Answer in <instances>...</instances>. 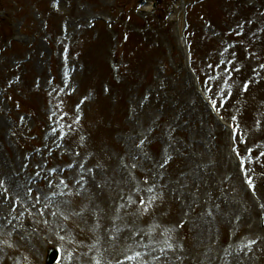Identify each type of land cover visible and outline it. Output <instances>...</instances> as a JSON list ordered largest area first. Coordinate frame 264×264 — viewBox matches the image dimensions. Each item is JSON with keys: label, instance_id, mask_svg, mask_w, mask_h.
Segmentation results:
<instances>
[{"label": "rangeland", "instance_id": "obj_1", "mask_svg": "<svg viewBox=\"0 0 264 264\" xmlns=\"http://www.w3.org/2000/svg\"><path fill=\"white\" fill-rule=\"evenodd\" d=\"M243 19L264 0H0V264H264Z\"/></svg>", "mask_w": 264, "mask_h": 264}, {"label": "bare ground", "instance_id": "obj_2", "mask_svg": "<svg viewBox=\"0 0 264 264\" xmlns=\"http://www.w3.org/2000/svg\"><path fill=\"white\" fill-rule=\"evenodd\" d=\"M255 1H260V0H255ZM244 5L246 7L248 6V4L246 2H244ZM239 20H240V18L238 19V22H239ZM81 21L82 20H80V22H79L80 25H81ZM240 23H242V26H243V30L241 31L243 37L246 40L250 41L253 44V45L252 44L251 45L254 47V50L255 51H259L262 54V56L264 57V23L256 22L253 25L252 21H247L245 19L241 20ZM255 68L257 70H259V68L257 66H255ZM248 72H250V70H248ZM241 77H243V76H241ZM263 92H264V90H263ZM231 171H232L231 176H233L234 172H233L232 169H231ZM89 186H90V190L91 191H93L95 189L92 182H89ZM125 189H126V187L123 184H121L119 187L112 189L113 191H110V192H112V194L114 196H115V194L119 195V196H117L118 200H122L123 196L125 194L124 193ZM223 212H225V211H223ZM223 217H225V216H223ZM260 219H261V221L264 222V215H261ZM96 238H100V234L99 233H91L89 241H91L92 239H96ZM112 240L117 245L121 244V241H119L120 240V235H118V234L117 235L116 234L112 235ZM195 242H196V245H197L196 239H195ZM90 247H91V244H90ZM232 257L234 258V257H237V256L232 255ZM142 260L146 264H147V261H149L147 256H145ZM228 262H230V261H228L227 259L224 260V264H227Z\"/></svg>", "mask_w": 264, "mask_h": 264}, {"label": "water", "instance_id": "obj_3", "mask_svg": "<svg viewBox=\"0 0 264 264\" xmlns=\"http://www.w3.org/2000/svg\"><path fill=\"white\" fill-rule=\"evenodd\" d=\"M58 257H59V252L54 248H50L48 250V256H47L46 264H53L54 262L57 261Z\"/></svg>", "mask_w": 264, "mask_h": 264}]
</instances>
